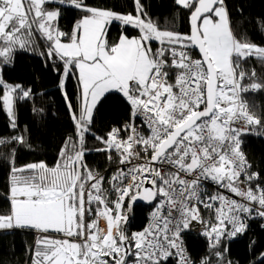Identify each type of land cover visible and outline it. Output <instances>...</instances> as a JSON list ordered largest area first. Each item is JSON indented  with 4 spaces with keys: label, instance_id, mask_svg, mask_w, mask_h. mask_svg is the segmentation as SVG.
<instances>
[{
    "label": "snow or ice",
    "instance_id": "1",
    "mask_svg": "<svg viewBox=\"0 0 264 264\" xmlns=\"http://www.w3.org/2000/svg\"><path fill=\"white\" fill-rule=\"evenodd\" d=\"M133 4L134 12L117 13L87 0H0V73L42 39L41 55L60 74L59 88L71 76L81 90L79 115L64 91L76 139L65 142L54 166L17 167L13 149L10 207L0 212V232L39 234L31 264H194L184 246L193 222L222 262V240L245 234L249 220L264 228V179L241 148L242 134L261 125L242 94L264 91L255 69L249 73L242 64L252 56L264 61V47L237 40L226 0H174L189 16L190 35L161 28L142 0ZM66 8L79 13L70 31L59 27ZM114 21L138 35L110 42ZM0 91L15 128L14 102L32 90L0 75ZM109 93H119L129 111L123 126L95 137L104 145L96 151L122 166L110 179L86 162L93 113L112 99ZM6 143L26 141L0 139ZM207 181L217 186L214 194L204 191ZM138 201L150 205V219L129 234Z\"/></svg>",
    "mask_w": 264,
    "mask_h": 264
},
{
    "label": "trees",
    "instance_id": "2",
    "mask_svg": "<svg viewBox=\"0 0 264 264\" xmlns=\"http://www.w3.org/2000/svg\"><path fill=\"white\" fill-rule=\"evenodd\" d=\"M87 2L94 7L107 8L117 13L134 12L133 0ZM142 3L161 28L188 34L189 16L186 10L178 9L174 0H142ZM226 5L230 13L232 31L237 40L264 47V0H226ZM78 19L79 13L76 10L66 8L61 12L59 27L62 31H70ZM121 26L116 22L110 24V42H117L122 30L129 37L138 34L136 29L127 27L125 31V27L122 29ZM32 49L26 52L18 51L14 62L4 66L0 73L7 84L21 85L32 90L29 99L14 102L15 128L11 126L0 101V139L11 141L12 137L23 135L26 141L23 146L14 143L0 144V212H6L10 207L5 196L9 194L13 149H16L14 159L17 167L34 162H45L54 166L65 142L70 146L72 140L76 139L75 124L64 99V91L71 98V103L79 115V85L75 78L69 76L62 91L59 88L60 74L54 70L52 62L45 61L41 55V52L46 51V42L36 39ZM242 66L249 73L255 69L257 79L264 83V61L252 56ZM108 95L112 99L103 107L98 106L94 110L92 131L86 136V147L90 150L86 153V162L98 171L108 167L110 161L105 153L96 151L104 145L95 137H106L111 129L123 126L129 118L127 103L120 94ZM244 98L247 99L252 114L261 119V125L251 126L242 134L241 148L252 166L251 170L260 173L264 179V91L246 93ZM149 209L147 206H135L128 224L129 234L143 227ZM249 225L245 234L238 235L228 244L221 243L218 250L223 252L222 262L215 255V250L200 238L185 236V246L195 264H201L204 259L210 264H229V261L231 264H259L260 256L264 253V228L255 219ZM35 233L29 229L0 232V264H31L39 235L35 236Z\"/></svg>",
    "mask_w": 264,
    "mask_h": 264
},
{
    "label": "built area",
    "instance_id": "3",
    "mask_svg": "<svg viewBox=\"0 0 264 264\" xmlns=\"http://www.w3.org/2000/svg\"><path fill=\"white\" fill-rule=\"evenodd\" d=\"M154 46L158 47V44L155 42V43H154ZM248 93H249V94H250V93L253 94V93H255V92H248ZM244 94H246V93H244ZM244 94H242V95H244ZM249 111H250V110H249ZM250 112H251V111H250ZM251 113H252V112H251ZM123 125H124V124H123ZM137 126H138V127L140 126V122H139V121H137ZM249 127H251V126H249ZM113 156L115 157V154H114ZM118 167H122V166L119 165L118 158H116V162H115V163L110 162V165H109L108 167H106L104 170H101L100 172H101L102 174L106 175V177H108V178L110 179V177H111L112 175L115 174L116 169H117ZM105 187H110V185L106 184ZM216 187H217V186L214 185V184H212L211 181H207V182H205L204 191H206L208 194H214V193L216 192ZM221 191L223 192L224 190H221ZM225 194H226V195H231V194H228V193H225ZM5 198H6V199L8 200V202H9L8 195L5 196ZM111 199H115V196L113 195V196L111 197ZM237 199H238V198H237ZM9 204H10V202H9ZM148 207H149L150 209H149L148 212L146 213V217H145L144 225H143V227H142L140 230H142L144 227H146L147 224H148V222H149L151 207H150V206H148ZM201 214H202L203 218H204L206 221L211 220L213 223L215 222L214 214L211 213V212H209V211L206 210V209H203V207H201ZM255 220L259 221V222H260V225H261V221H260L259 219H255ZM251 221H252V220H249V221H248V224H249ZM100 226H101V227H104L103 222H101V225H100ZM140 230H139V231H140ZM202 231H203L202 226H201L199 223L193 222V227H192L191 232H190V233H186L185 236H193V237L200 238V239L204 240L207 244L210 245V242H209L208 238L201 234ZM37 235H38V233H35V236H37ZM235 238H236V237H235ZM235 238H233V239L230 240V241L227 240V239H224V240H222L221 243H223V244H228L229 242L233 241ZM184 246H185V241H184ZM185 248H186V246H185ZM186 252H187V255H188L189 259L193 261V259H192L191 255H190V253L188 252L187 248H186ZM193 262H194V261H193ZM194 264H195V262H194Z\"/></svg>",
    "mask_w": 264,
    "mask_h": 264
},
{
    "label": "water",
    "instance_id": "4",
    "mask_svg": "<svg viewBox=\"0 0 264 264\" xmlns=\"http://www.w3.org/2000/svg\"><path fill=\"white\" fill-rule=\"evenodd\" d=\"M188 24H189V32H188V34L190 35V32H191V28H190V22L188 21ZM196 52H197V55H198V50H195ZM137 205H140V206H150V205H148L147 203H145L144 201H138L137 202V204L135 205V206H137ZM132 217V216H131ZM130 220H131V218H130ZM127 227H128V225H127Z\"/></svg>",
    "mask_w": 264,
    "mask_h": 264
},
{
    "label": "rangeland",
    "instance_id": "5",
    "mask_svg": "<svg viewBox=\"0 0 264 264\" xmlns=\"http://www.w3.org/2000/svg\"><path fill=\"white\" fill-rule=\"evenodd\" d=\"M114 22H116V23H119L120 24V22H118V21H114ZM109 27H110V25L108 26V30H109ZM123 27H125V26H121V28L123 29ZM122 34L123 35H126V33L122 30ZM121 34V35H122ZM134 37V36H133ZM1 75V74H0ZM9 85H16V84H9ZM0 95H2V91H0ZM244 96V95H243ZM2 102V101H1ZM13 107H14V105H13ZM4 110V109H3ZM4 112H5V114H6V116L8 117V115H7V112L4 110ZM9 118V117H8ZM10 119V118H9Z\"/></svg>",
    "mask_w": 264,
    "mask_h": 264
},
{
    "label": "crops",
    "instance_id": "6",
    "mask_svg": "<svg viewBox=\"0 0 264 264\" xmlns=\"http://www.w3.org/2000/svg\"><path fill=\"white\" fill-rule=\"evenodd\" d=\"M137 32H138V30H137ZM138 35V34H137ZM136 35V36H137ZM131 37H133V36H131ZM155 42H153V44H154ZM79 101H80V106H79V111H80V107H81V103H82V100H81V90H80V87H79ZM9 195V194H8Z\"/></svg>",
    "mask_w": 264,
    "mask_h": 264
},
{
    "label": "bare ground",
    "instance_id": "7",
    "mask_svg": "<svg viewBox=\"0 0 264 264\" xmlns=\"http://www.w3.org/2000/svg\"><path fill=\"white\" fill-rule=\"evenodd\" d=\"M252 222H253V220H252ZM260 223V222H259ZM250 226V225H249ZM236 239V238H235Z\"/></svg>",
    "mask_w": 264,
    "mask_h": 264
}]
</instances>
